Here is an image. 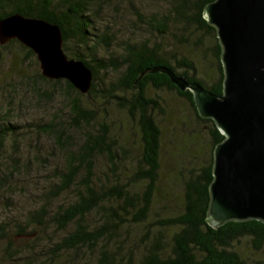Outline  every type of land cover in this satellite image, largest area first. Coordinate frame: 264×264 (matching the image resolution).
Instances as JSON below:
<instances>
[{
  "label": "trees",
  "instance_id": "16d2710c",
  "mask_svg": "<svg viewBox=\"0 0 264 264\" xmlns=\"http://www.w3.org/2000/svg\"><path fill=\"white\" fill-rule=\"evenodd\" d=\"M213 1L0 0V19L19 13L58 25L66 55L93 74L84 95L66 80L42 76L35 55L16 40L0 45L8 78L39 102L55 98L63 108L44 122L17 124L0 107V187L13 193L16 176L45 169L49 157L40 138L50 139L63 155L51 172L50 188L28 209L16 207L21 219L0 222L5 264H264L263 221L229 220L213 227L207 220L213 153L224 136L211 118L199 115L191 91H181L166 73L151 71L165 67L188 83L222 93V47L204 17ZM111 18L132 35L117 46L120 51L108 50L114 41ZM27 59L34 67L30 75ZM108 66L118 74L103 82L98 73ZM11 91L4 95L10 103ZM160 92L181 98L185 112L167 121L171 115ZM105 104L115 105L135 125L138 153L130 164L126 143L113 139L106 123L88 129ZM98 155L111 180L96 179ZM175 189L177 210L170 205ZM66 193L68 201H60ZM11 227L17 235L34 234V243L17 247Z\"/></svg>",
  "mask_w": 264,
  "mask_h": 264
},
{
  "label": "water",
  "instance_id": "95a60500",
  "mask_svg": "<svg viewBox=\"0 0 264 264\" xmlns=\"http://www.w3.org/2000/svg\"><path fill=\"white\" fill-rule=\"evenodd\" d=\"M204 17L222 47V93L188 83L165 67L151 71L164 72L181 91H191L199 115L211 118L224 136L213 153L209 224L264 222V0H215L206 5ZM11 40L32 51L45 78L89 92L92 70L66 55L58 25L14 13L0 19V45Z\"/></svg>",
  "mask_w": 264,
  "mask_h": 264
},
{
  "label": "rangeland",
  "instance_id": "374dc122",
  "mask_svg": "<svg viewBox=\"0 0 264 264\" xmlns=\"http://www.w3.org/2000/svg\"><path fill=\"white\" fill-rule=\"evenodd\" d=\"M116 16V15H115ZM109 23L112 26L113 29V36L114 41L112 42L110 48L108 50L114 49L116 51H120L121 48L117 46H122L121 43L126 42L131 39V36L129 32H125L122 29L121 21L117 20L116 18L110 19ZM129 37V38H128ZM26 67L27 72L30 74L33 73L34 67L32 60L27 59L26 61ZM6 65L0 64V107L2 110L9 111L12 113L14 117H16L14 120L17 124H23V123H41L48 119H52L54 116L59 115L60 112L63 109L61 107L60 102L58 99H53L46 102L41 99V101H38V96L31 93L30 89L27 90L26 86H22L19 83H15L14 77L8 78L7 74H5ZM117 71L112 68L111 66H108V69L106 71H100L98 75L101 77V80L103 82H106L110 79H114L117 76ZM14 75V74H13ZM12 89L11 92H14L13 101L10 103L4 96L7 94L8 89ZM3 93V95H2ZM163 98L166 100L167 103V110L168 113H170V118H167V121H171L173 118H177L180 115H182L185 112V105L184 102L181 100V98L177 97L173 94H167L165 92L159 93ZM86 95V94H84ZM39 102V103H38ZM106 106V110H104L102 107ZM100 106L101 109L97 110V116L95 117L96 120L91 122L90 127H88L89 130H97L99 128V124L106 123L109 126L110 130V136L115 139L117 142H124L126 143V146L129 149V153L127 155V158L129 160V164L132 162V158L138 153V134L137 130L135 128L134 123L127 119L126 115L122 113L115 105H103ZM54 112H56V115H54ZM54 115V116H53ZM62 116L65 115V113L61 114ZM60 115V116H61ZM19 117V118H18ZM167 121L164 122L165 127L167 126ZM26 126H24L25 128ZM30 133V132H29ZM26 136L28 137V134ZM35 138V137H33ZM32 138V139H33ZM40 138V137H39ZM41 139V144L43 151L42 153H45L44 156H48V160H46L45 164L47 170L44 169V166L42 169L44 170H36L35 167L32 170H28V172H24L21 174L22 176H16L14 180H20L19 182L15 183L17 185L16 191L13 193L7 192L4 187H0V222L2 221H10L12 224L16 222L18 219H21V215L23 213H20L18 211L17 206L28 209L30 206V203L33 202L36 195H38L41 191L44 189H48L51 186V172L54 169L53 167L57 166L56 163H62V152H60L54 144L51 142V140L44 138ZM40 142V141H39ZM166 157V155H165ZM95 166H94V174L96 179L103 181L105 178H110V174L107 173L108 170L106 168V161L103 156L98 155L94 159ZM29 169V168H28ZM111 180V178H110ZM28 184L29 187H26ZM14 186V182H13ZM20 189V190H19ZM18 190V191H17ZM171 202L170 205L172 208L176 209L180 205V199L179 197V190L175 189L174 191H171ZM68 195L69 193L63 194L61 196L60 201H68ZM13 199V201H12ZM8 203V204H7ZM16 208V209H15ZM25 209V210H26ZM177 210V209H176ZM27 231V230H26ZM28 233V232H26ZM26 233H20L16 234L14 232L13 227L9 230L10 236L15 241V245L17 247H25L29 245V243L33 244V241H30L34 234H26ZM4 256V245H0V263L5 264V256ZM92 257V256H91ZM87 256V260L91 258ZM86 260V258H84ZM90 261V260H89ZM82 264V262H81Z\"/></svg>",
  "mask_w": 264,
  "mask_h": 264
}]
</instances>
